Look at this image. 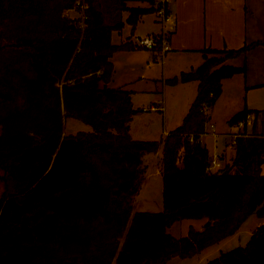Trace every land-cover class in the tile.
Masks as SVG:
<instances>
[{
	"label": "trees",
	"instance_id": "16d2710c",
	"mask_svg": "<svg viewBox=\"0 0 264 264\" xmlns=\"http://www.w3.org/2000/svg\"><path fill=\"white\" fill-rule=\"evenodd\" d=\"M157 1L88 0L82 29L66 16L75 0H0V264H169L236 235L253 214L264 221V111L230 120L257 115L253 134H236L235 156L225 164L221 156L216 173L201 142L223 82L245 72L225 63L258 44L205 50L199 68L168 81L198 82L183 124L163 142L130 134L139 112L132 93L108 84L114 54L133 43L114 45L112 34L123 29L124 12L134 30ZM137 2L148 6H128ZM69 118L93 132L65 135ZM160 149L164 209L133 213L143 158ZM184 220L211 225L176 239L168 230ZM207 264H264V225L245 247Z\"/></svg>",
	"mask_w": 264,
	"mask_h": 264
},
{
	"label": "rangeland",
	"instance_id": "374dc122",
	"mask_svg": "<svg viewBox=\"0 0 264 264\" xmlns=\"http://www.w3.org/2000/svg\"><path fill=\"white\" fill-rule=\"evenodd\" d=\"M148 6L146 3H131L132 7H144ZM168 5V4H167ZM159 1L155 5L154 16L159 21L160 8ZM248 8L250 11L248 14V28L250 38H255L253 35V28L258 29L260 40L262 45L257 49L249 52L246 56H241L228 60L225 64L235 67H245V72L238 73L231 78H228L224 82L223 93L217 100L215 105L210 111L211 125L215 128V134L212 133L208 126L210 133L204 136L203 145L209 150L210 158L212 159L216 155H223L225 162L230 163L232 157L235 156L234 136L236 134H242L244 131L248 135L253 134L255 121L257 115L249 114L245 121L238 122L235 126L230 125V120L238 113L250 109L253 111H264V0H248ZM71 19H76L78 24L80 22L79 14L71 12L67 14ZM161 21V20H160ZM161 23V22H160ZM163 24V22L161 23ZM80 25V24H79ZM141 34H146L148 29V22H140L138 24ZM145 35H141L144 37ZM126 37V36H125ZM136 37H130L129 41L136 44ZM262 38V39H261ZM119 40L118 35L115 36V43ZM252 42V41H250ZM249 42V44H250ZM188 62L194 58L192 55L186 56ZM181 75V74H180ZM179 75V76H180ZM176 77H171L175 79ZM190 83V82H188ZM262 83V84H261ZM120 81L111 82L110 86L117 88ZM143 88L145 91L147 87H157L156 84L147 83ZM162 83L158 86L160 88ZM197 85L195 83L185 85V83L178 82L176 84L168 83L167 89L162 91L163 102L161 105L165 110L163 112H148L144 113L139 110L138 115L133 118V135L135 138L141 141L163 142L167 136L179 128L189 113L191 106L197 96ZM134 87H131L133 89ZM130 89V90H131ZM153 90V89H152ZM159 90V89H158ZM162 91L160 96H162ZM157 92V91H156ZM160 92V90H159ZM152 96L150 94L141 95L138 94L135 108L143 109V106L149 107L147 101H150ZM143 107V108H142ZM262 116L258 118L257 133L262 130ZM239 123H243V127H239ZM131 125V123H130ZM247 128V130H245ZM78 132H93V128L76 119H66L63 133L65 135H73ZM136 140V139H135ZM183 153H181L182 155ZM162 149L157 154H147L143 160L144 179L142 181L138 194L133 199V213L149 212L160 213L164 209L163 205V178L157 175L158 169H162ZM224 163V162H223ZM3 171L0 169V197L3 192ZM146 177V178H145ZM263 222L258 218L256 214L251 215L242 225L239 233L234 238L222 241L216 244L204 252L188 259L175 258L172 259L169 264H207L208 262L217 259L223 253L230 252L240 247H245L252 235L258 228V223ZM190 227L200 228L202 227L201 221L198 220H184L175 223L168 233L174 238L179 239L187 236Z\"/></svg>",
	"mask_w": 264,
	"mask_h": 264
},
{
	"label": "crops",
	"instance_id": "0c3cea01",
	"mask_svg": "<svg viewBox=\"0 0 264 264\" xmlns=\"http://www.w3.org/2000/svg\"><path fill=\"white\" fill-rule=\"evenodd\" d=\"M169 1V10L174 19L172 25L159 23V21L154 16V13L146 14L141 18L140 22H148L149 30L146 32V34H141L138 27L140 22L133 30V28L126 22L129 17V13L124 12L123 19L125 25L123 29L120 32H114L112 34V43L114 45L129 43L130 39L128 38L130 37H140L141 35H168L169 51L165 52L163 55L159 54L158 51L142 49L137 47L136 44H133L130 50L119 51L114 54L112 59L114 63V75L111 82H116V80H118L120 81V84L117 86V88H114L110 86V82L108 87L113 89L122 88L130 91L132 93L131 100L134 108V103H136L138 94H150L152 98H150V101H147L150 105L149 107H147V105L143 106V109L135 108L142 110L144 113L156 111L163 112V110H165L163 107H161V105L164 104L162 100L164 92L162 89H167L169 83L168 81L171 79V77H179V75L184 72H189L199 68L204 62L203 52L205 50H239L251 44H258L250 50L251 52L263 44L262 40L259 38L260 35L258 34V29L253 28L252 30L255 38H250L249 36L248 14L249 12H252V10L250 11L248 8V0ZM130 4L131 3H129L128 6L133 8L130 6ZM145 7L147 6L145 5L143 8ZM116 35L119 37L117 43L113 42L115 41ZM190 55L195 57L192 58L190 62L187 61L189 57L184 60L186 56ZM156 82H159L157 87L151 88V90L147 87L148 91L144 90L143 86L145 84H156ZM160 83H162V86L158 88ZM193 83L197 85L196 89L198 92V82L185 83V85ZM131 87L134 88L131 89ZM161 91L162 96H160ZM138 113L136 115H138ZM132 124L133 119L130 125V134L133 139L138 140L132 134ZM209 125H211V114ZM210 128L212 133L215 134L214 126L211 125ZM210 132L208 130V133ZM203 141L204 136L201 138L202 144ZM219 155L223 156L221 154ZM223 158L225 164V157ZM262 174L264 175V165L262 166ZM157 175L162 176L161 170L158 169ZM146 180L147 179H144L143 182ZM198 221H201L202 227L199 229L195 227L190 228H194L197 231H202L207 223V220ZM262 225H264V221L258 223V227ZM253 234L254 232H252V235ZM234 236L228 239L234 238Z\"/></svg>",
	"mask_w": 264,
	"mask_h": 264
},
{
	"label": "built area",
	"instance_id": "2783aa9c",
	"mask_svg": "<svg viewBox=\"0 0 264 264\" xmlns=\"http://www.w3.org/2000/svg\"><path fill=\"white\" fill-rule=\"evenodd\" d=\"M159 4H160V10L158 12L159 17L161 19H159V21L163 24H173L174 19L170 13L169 8V4L170 1L169 0H159ZM168 4V5H167ZM89 10V3L88 0H75V6L73 8V10L67 12V14L71 13V12H76L79 14L80 17V27L82 29L85 28V23L86 20L88 19L87 16V12ZM136 46L142 49H146V50H150V51H157V48L160 46L162 48L161 50V55H163L165 52L169 51V46H168V35H159V36H155V35H147L144 37H136ZM244 124L243 123H239V127H243ZM236 136H234L235 140H234V145H235V141H236ZM223 168V163L221 161V156L220 155H216L214 156V158L210 159V164H209V170L212 173H216L218 171H220Z\"/></svg>",
	"mask_w": 264,
	"mask_h": 264
},
{
	"label": "water",
	"instance_id": "95a60500",
	"mask_svg": "<svg viewBox=\"0 0 264 264\" xmlns=\"http://www.w3.org/2000/svg\"><path fill=\"white\" fill-rule=\"evenodd\" d=\"M211 225L210 222H207L206 225L204 226V229H207Z\"/></svg>",
	"mask_w": 264,
	"mask_h": 264
}]
</instances>
